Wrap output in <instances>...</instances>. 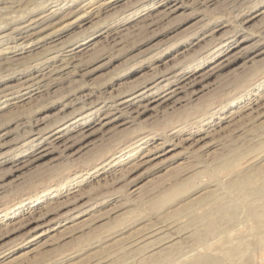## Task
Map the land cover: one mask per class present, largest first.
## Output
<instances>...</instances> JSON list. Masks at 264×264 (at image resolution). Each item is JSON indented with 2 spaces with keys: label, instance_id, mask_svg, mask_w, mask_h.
<instances>
[{
  "label": "rangeland",
  "instance_id": "374dc122",
  "mask_svg": "<svg viewBox=\"0 0 264 264\" xmlns=\"http://www.w3.org/2000/svg\"><path fill=\"white\" fill-rule=\"evenodd\" d=\"M184 70L191 82L169 100L160 87L151 106L90 115L57 148L32 142L37 129ZM38 78L30 97L3 96ZM262 165L264 0H0V264H141L151 247L143 264H168L214 200L235 221L217 222L211 241L246 245L226 264H264L230 186Z\"/></svg>",
  "mask_w": 264,
  "mask_h": 264
},
{
  "label": "bare ground",
  "instance_id": "6f19581e",
  "mask_svg": "<svg viewBox=\"0 0 264 264\" xmlns=\"http://www.w3.org/2000/svg\"><path fill=\"white\" fill-rule=\"evenodd\" d=\"M48 16V15H47ZM23 31V30H22ZM18 34V33H17ZM28 36L26 35H19V40H26ZM18 46V44H17ZM29 46V45H28ZM33 46V44H32ZM24 49V48H23ZM20 51V50H19ZM23 51V50H22ZM219 53H224V51H220ZM75 54V52L70 53L69 57L67 59H63V68H66L68 65H72V61L70 60L71 58H73L72 56ZM55 55L53 57L50 58H54ZM56 57H58L56 55ZM49 58V59H50ZM39 65V64H38ZM44 67V65H43ZM54 67V66H53ZM59 67V66H58ZM41 68V67H40ZM51 69V68H50ZM58 69V68H57ZM53 70V69H52ZM63 70V69H62ZM60 71V70H59ZM41 72V71H40ZM49 72V71H48ZM42 74V73H40ZM46 74V73H45ZM44 74V75H45ZM53 74V73H52ZM171 74V73H170ZM177 74V73H176ZM39 75V74H38ZM47 75V74H46ZM49 75V74H48ZM41 76V75H39ZM171 76V75H170ZM192 74L188 73L187 71H182L181 73L179 72V74L177 75H173L172 78H174V80L170 81L169 83H164V84H156V85H152V86H148L147 84L144 85V88L141 90H135L132 92V94L128 95V96H119L115 99H112L111 101L109 100V102H103V103H98V105H96V107L93 109L91 108L89 113H87V115L83 114L84 111H87L88 109L84 110L83 109L78 112L77 114L74 115L75 117V121H72L71 124H69V120L66 122H61L58 125H55L54 127H48L46 129H40L35 132H33V138H32V142L34 140V142L36 143V147H41L42 152H44L45 150L48 151L49 148H57L60 145H62V143L69 138L72 133L76 132L77 130L83 128L87 122V120H84L85 118H87L88 116L90 117V115L97 117V115H99V113H104L107 111V113L101 118L104 119L106 116H109V114H113V113H117V112H127L129 110H132L137 103L141 104L143 103V101H146V104L148 103L149 105L155 100V96H156V91H158L157 89L160 87H165L168 86V89L165 91L163 98L165 100H169L171 98H173L177 93H179L180 90H183L185 88L186 85L189 84V82H191V78ZM30 78V77H29ZM35 79V78H34ZM41 78H38L37 80H32L30 83H24L25 85H23L19 90L17 91H9L6 92L3 96L5 97L6 100H12L14 98H16V92H20V97L22 96L23 98H28L30 97V93L34 90V87L40 86L41 83ZM171 84V85H169ZM158 85H160L158 87ZM156 89V90H155ZM39 90V89H38ZM35 93V92H34ZM260 97H257L255 99V104H258V102L260 101ZM22 98V99H23ZM262 98V97H261ZM17 102V100H16ZM15 102V103H16ZM147 104V105H148ZM6 105V104H5ZM144 105V104H143ZM93 106V105H92ZM142 106V105H141ZM151 106V105H150ZM230 106V105H229ZM233 106V105H232ZM140 107V106H139ZM138 107V108H139ZM148 107V106H146ZM231 107V106H230ZM137 108V109H138ZM228 108V107H227ZM248 108H252V104L248 105ZM135 109H133L134 111ZM140 110V109H139ZM144 110V109H143ZM77 111V110H76ZM137 111V110H136ZM120 113V114H122ZM134 113V112H133ZM82 115V116H81ZM121 116V115H120ZM73 117V118H74ZM115 117V116H114ZM72 118V117H71ZM88 119V118H87ZM113 120V119H112ZM102 121V120H101ZM106 121V120H104ZM98 123V121L96 122ZM95 123V124H96ZM104 123V122H103ZM97 125V124H96ZM53 126V125H52ZM103 126V125H102ZM88 129V128H87ZM86 130V129H84ZM65 144V143H64ZM67 144V143H66ZM152 151V150H151ZM9 153V152H8ZM46 153V152H45ZM39 154V153H38ZM147 154V153H146ZM42 155V153H41ZM6 157V156H5ZM3 158V157H2ZM38 158V157H37ZM36 158V159H37ZM2 160V159H1ZM18 161V160H17ZM2 162V161H1ZM20 163V161H19ZM20 165V164H19ZM238 176V175H237ZM231 187H236L240 193H241V197L244 198V206L242 205V207L246 208L247 211V218L248 220H250L252 222V227H250L252 230H254V246L259 248H264V165H262L260 168H258L255 171H247L243 174H239V176L235 179H233L231 182ZM215 191V190H214ZM207 195V194H206ZM211 196H213L212 194H210ZM205 196V195H204ZM252 196H257L260 201L258 203H254L252 201L249 200L250 197ZM201 197V195H200ZM206 197V196H205ZM209 197V196H208ZM218 197V196H217ZM232 197V196H230ZM203 198V197H201ZM225 198V197H224ZM209 199V198H208ZM214 199V198H213ZM226 199V198H225ZM233 199V197H232ZM227 202V200L225 202L230 203L231 200ZM235 199V198H234ZM201 200V199H199ZM197 200V201H199ZM203 200V199H202ZM201 200V201H202ZM206 200V199H205ZM212 200V199H211ZM210 200V201H211ZM224 200V199H223ZM204 202V201H203ZM208 202V200L206 201ZM232 203V202H231ZM241 203V202H239ZM208 204V203H206ZM213 206L210 209H208L207 211H205L203 213V218L205 219L204 224H201L200 226L202 228H198V229H194L195 231L192 233H188L189 235H186L184 238H190L192 237V244L190 246H188V250L181 254V255H177L174 256L175 258H173L174 260H170L171 256L165 254L163 256V261L168 264H226L225 262V257H231L232 255H240L246 252L245 246L244 244H237L234 245L233 247H231V249H227V250H221L218 248L217 243L215 244L213 241H211V237L213 235H215L218 232V229L216 227L217 222H219L220 220H226V221H235V212L234 210H230L227 207V204L224 203V201H218V200H214L213 201ZM203 205V204H202ZM233 205V203H232ZM237 205V204H236ZM235 205V206H236ZM236 207H239L238 205ZM241 207V206H240ZM241 207V208H242ZM231 208V207H230ZM240 208V209H241ZM204 209V208H203ZM202 209V210H203ZM232 209V208H231ZM235 209V208H234ZM175 210V209H174ZM181 210V209H180ZM239 210V209H237ZM242 210V209H241ZM244 211V209H243ZM242 211V214L243 213ZM168 214V213H167ZM166 214V215H167ZM246 214V213H245ZM161 215V214H160ZM164 217V215H162ZM243 216V215H242ZM43 217V216H42ZM154 217V216H153ZM160 217V216H159ZM240 217V215H239ZM151 218V217H150ZM196 218L198 219V217L196 216ZM201 218V217H200ZM165 219V218H164ZM241 219V218H240ZM151 220V219H150ZM159 220V218H158ZM180 220V219H179ZM201 220V219H200ZM176 221V220H175ZM193 221V220H192ZM199 221V220H198ZM194 222V221H193ZM238 222V221H237ZM236 222V223H237ZM179 223V222H178ZM198 223V222H197ZM200 223V221H199ZM198 223V224H199ZM221 223V222H220ZM195 224V223H194ZM229 224V223H228ZM152 225V224H151ZM224 225V224H223ZM232 225V224H231ZM229 225V226H231ZM148 226V225H147ZM157 226V225H156ZM196 226V225H195ZM226 226V225H225ZM233 227L235 226L232 225ZM222 227V225H221ZM224 227V226H223ZM149 228V227H148ZM231 228V227H229ZM246 228V227H245ZM249 228V229H250ZM160 230V228H158ZM189 229V228H188ZM240 229V228H239ZM141 230V229H140ZM146 230V229H145ZM149 230V229H148ZM146 231L143 234L144 235H148L152 229L150 228V231ZM222 230V229H221ZM223 230H225L223 228ZM227 230V229H226ZM241 230V229H240ZM238 231V230H237ZM143 232V230L141 231ZM174 232V231H173ZM178 232V231H177ZM184 232V231H183ZM235 232V231H234ZM233 232V233H234ZM241 232V231H239ZM238 232V233H239ZM245 232V231H244ZM154 233V232H153ZM232 233V232H231ZM232 233V234H233ZM142 234V233H140ZM187 234V232H186ZM225 235V234H224ZM231 235V234H230ZM239 235V234H238ZM138 236V235H137ZM149 236V235H148ZM222 236V235H220ZM252 236V234H251ZM217 237V236H216ZM218 238V237H217ZM231 238V237H230ZM148 239V238H147ZM178 239V238H177ZM143 240V239H142ZM176 240V239H175ZM187 240V239H186ZM215 240V239H214ZM138 241V240H137ZM180 241V240H179ZM220 241V240H219ZM225 241V240H224ZM234 241V240H233ZM244 241V240H243ZM246 241V240H245ZM148 242V241H147ZM170 242V241H169ZM217 242V241H216ZM221 242V241H220ZM223 242V241H222ZM221 242V244H222ZM229 242V241H227ZM232 242V241H231ZM236 242V241H234ZM233 242V243H234ZM139 243V242H138ZM168 243V242H167ZM177 243V241H176ZM184 243V242H183ZM186 243V242H185ZM238 243V242H237ZM248 243V242H247ZM160 244V243H159ZM182 244V243H181ZM225 244V243H224ZM227 244V243H226ZM231 244V243H230ZM249 244V243H248ZM172 246V244H170ZM174 245V244H173ZM187 245V243H186ZM139 246V245H138ZM144 246V245H143ZM153 246H155L153 244ZM157 246V245H156ZM223 246V245H221ZM227 246V245H226ZM248 246V245H247ZM137 247V246H136ZM133 248V247H132ZM148 248V247H147ZM150 248V247H149ZM155 247H151L149 249V253L146 257V254L144 253V257L142 256V258H139L141 264L143 263H150L149 261L152 260L154 258V254H156L153 249ZM167 248H169V245L167 246ZM121 249V248H119ZM134 249V248H133ZM141 249V248H140ZM143 249V248H142ZM185 249V248H184ZM256 249V248H255ZM260 249V250H261ZM131 250V249H130ZM138 250V249H137ZM144 250V249H143ZM148 250V249H147ZM176 250V249H175ZM174 250V252H175ZM116 251V250H115ZM150 251L152 253H150ZM156 251V250H155ZM162 251V250H161ZM177 251V250H176ZM182 251V250H181ZM185 251V250H184ZM264 251V250H263ZM120 252V251H119ZM123 252V251H122ZM125 254L127 253L128 255L130 252L132 251H124ZM143 252V251H142ZM146 252V250H145ZM157 252V251H156ZM118 253V252H117ZM141 253V252H139ZM222 253V255H221ZM258 253V252H257ZM120 254V253H119ZM124 255V254H122ZM161 255V254H160ZM246 255V254H245ZM264 255V254H263ZM113 256V255H112ZM121 256V254L119 255ZM117 254V257H119ZM139 256V255H138ZM158 256V255H156ZM132 257V255H131ZM137 257V256H136ZM140 257V256H139ZM160 257V256H159ZM229 257V258H230ZM233 257V256H232ZM231 257V258H232ZM263 257V256H262ZM122 258V256H121ZM133 258V257H132ZM238 258V257H237ZM236 258V259H237ZM113 259V258H112ZM128 259V258H127ZM130 259V258H129ZM239 259V258H238ZM241 259V258H240ZM243 259V258H242ZM121 260V259H120ZM124 260V259H122ZM126 260V259H125ZM156 260V259H154ZM229 260V259H228ZM259 260H263V258ZM102 261V260H101ZM117 261V260H116ZM127 261V260H126ZM129 261V260H128ZM138 261V260H137ZM257 261V259H256ZM264 261V260H263ZM99 262V261H97ZM96 262V263H97ZM135 262V261H134ZM162 262V261H161ZM232 262V261H231ZM237 262V261H236ZM260 263V261H258ZM234 263V262H233ZM238 263V262H237ZM255 263V262H254ZM95 264V263H94ZM102 264V263H101ZM119 264V263H118ZM138 264V263H137ZM232 264V263H231ZM242 264H250L249 261H244ZM262 264V263H261Z\"/></svg>",
  "mask_w": 264,
  "mask_h": 264
}]
</instances>
